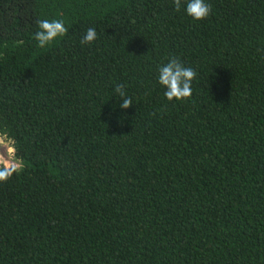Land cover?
Instances as JSON below:
<instances>
[{
	"label": "trees",
	"instance_id": "1",
	"mask_svg": "<svg viewBox=\"0 0 264 264\" xmlns=\"http://www.w3.org/2000/svg\"><path fill=\"white\" fill-rule=\"evenodd\" d=\"M208 3L194 21L174 0H0V135L19 163L0 264H264V0ZM52 18L68 32L38 49ZM171 57L197 72L187 100L156 81Z\"/></svg>",
	"mask_w": 264,
	"mask_h": 264
},
{
	"label": "clouds",
	"instance_id": "2",
	"mask_svg": "<svg viewBox=\"0 0 264 264\" xmlns=\"http://www.w3.org/2000/svg\"><path fill=\"white\" fill-rule=\"evenodd\" d=\"M174 7L177 11L183 10V14L194 21L207 18L211 12V4L208 0H174ZM68 32L67 22L63 18L38 19L37 31L32 38L36 41L38 49H47ZM98 39L95 27L86 29L81 38L82 44L91 45ZM156 81L164 89V96L168 101H184L192 95V84L197 77V72L177 57L168 58L166 63L158 65L156 69ZM125 86L117 84L115 92L119 99L118 108L128 109L132 105V98L125 92ZM9 170H0V182L9 178Z\"/></svg>",
	"mask_w": 264,
	"mask_h": 264
},
{
	"label": "rangeland",
	"instance_id": "3",
	"mask_svg": "<svg viewBox=\"0 0 264 264\" xmlns=\"http://www.w3.org/2000/svg\"><path fill=\"white\" fill-rule=\"evenodd\" d=\"M0 166L5 167L7 170L19 168V163L14 156L12 144L5 137L0 135Z\"/></svg>",
	"mask_w": 264,
	"mask_h": 264
}]
</instances>
